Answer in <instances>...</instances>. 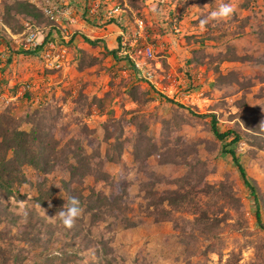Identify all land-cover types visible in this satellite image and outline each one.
Returning <instances> with one entry per match:
<instances>
[{"label": "rangeland", "instance_id": "374dc122", "mask_svg": "<svg viewBox=\"0 0 264 264\" xmlns=\"http://www.w3.org/2000/svg\"><path fill=\"white\" fill-rule=\"evenodd\" d=\"M1 1L12 3L15 0ZM17 1H28L41 10L43 21L39 24L34 20L20 21L23 29L18 36L9 35L7 29L4 31L0 27V112L6 107L13 115L30 107L42 111L47 109L51 122L63 129L56 135H62L64 139L79 138L86 153L98 142L102 153V126L109 117L107 111L111 112L113 119L109 123L117 121L121 126L139 113L147 120V136L157 143L159 151L171 147L183 150L186 161L193 162L194 158L205 166L206 185L216 188L223 183V191H230L236 201L233 207L214 208H222V211L216 212L215 216L211 214L217 222L207 235L198 231L192 236L183 235L181 228L173 226L174 223L177 227L182 225L179 219L190 221L193 216L188 213H174L170 221L162 222L134 214L130 218L132 225L127 228L111 217L89 227V217L83 213L76 222L82 228L89 227V239L104 243L113 264H223L230 256L232 264H264V229L254 222L251 198L236 168L229 158L219 155L218 142L208 130L209 115H212L218 132L231 127L241 131V139L234 150L262 204L260 223L264 226V65L253 60L264 54V43L255 35L258 26L264 28V0H254L246 10L240 8L244 0L204 2L197 14L186 13L178 22L171 18L175 0H144L140 17L133 18L137 29L134 31L130 27L129 35L123 34L115 25L96 27L91 22L92 15L97 12L105 17L120 15L122 9H129L126 0H108L109 8L104 4L107 0H89L86 18L80 16L82 0ZM118 1L122 2L121 6ZM221 3L234 6L231 19L210 22L206 30L201 31L200 19L216 10ZM136 21L143 22V25L146 23V26L141 23L139 28ZM125 24L130 26L126 21ZM238 25L243 26V33H234ZM29 31L35 37L34 48L24 42ZM82 37L101 41L96 48L88 49L91 53H97L101 44L107 49H115L116 38L121 37L127 43L125 53L133 57L140 68L134 67V72H129L120 68L122 64L106 56L100 65L77 72L72 57L77 50L87 48ZM195 37L199 39L197 43H194ZM227 46L233 47L238 56L247 57V60L219 61ZM38 47L40 49L34 56H13L9 65L4 62L10 49ZM143 47H149L150 58L135 53ZM193 52L214 57L209 65L200 64L189 71L186 59ZM45 54H48L46 60ZM185 73L190 75V79L185 77ZM129 76L133 82L154 92L141 110L127 96L126 86L119 87L120 82ZM130 83L131 80L127 84ZM81 90L82 97L78 99ZM25 92L30 98L19 100ZM102 94L106 97L101 113L89 107V98ZM133 110L139 112L129 113ZM42 111L40 113L43 114ZM245 122L250 126L246 127ZM128 130L131 131L132 127L123 130L121 139ZM86 131H91V135L83 138ZM160 138H163L161 148ZM130 151V146L123 149L120 163L105 164L104 170L115 180L122 179L126 183L124 200L136 208L143 201V192H139L137 187L148 177L138 170V163L133 161ZM185 169L179 164H158L155 157L147 160L146 171L161 179H173ZM55 177L62 178L63 173L58 171ZM162 188L172 187L155 185L156 190ZM24 191L27 197L22 202L27 218L21 211V202L10 199L5 210L7 221L0 223V231L5 227L6 237H12L10 244L17 250L20 264H40V249L30 246V238L42 237L46 227L58 230L59 221L53 211L43 208L45 215L40 207L34 206L30 201L32 192ZM61 196V193H56L53 201ZM221 203L218 200L215 206ZM29 218L36 222L33 229L25 226ZM213 233L214 236L210 237ZM3 240L0 248L5 246ZM58 245L48 243L45 248L53 252ZM207 246L213 250L204 253ZM91 253L88 250L75 264L92 262ZM17 261L12 259L5 264H17Z\"/></svg>", "mask_w": 264, "mask_h": 264}, {"label": "trees", "instance_id": "16d2710c", "mask_svg": "<svg viewBox=\"0 0 264 264\" xmlns=\"http://www.w3.org/2000/svg\"><path fill=\"white\" fill-rule=\"evenodd\" d=\"M143 1L126 0L129 9H122L123 12L120 15L105 17L97 12L92 15L91 22H94L96 27L115 25L123 34L129 35L131 28L134 31L137 29L133 18L140 17ZM212 1L175 0L171 18L174 17L178 22L184 14H197L204 2L209 4ZM253 1L244 0L240 8L248 9ZM104 4L109 8L108 0L104 1ZM118 4L121 6L122 2L118 1ZM194 6H198V8ZM88 7L89 0H82L80 14L82 18H86ZM40 11L28 1L15 0L12 3L1 1L0 25L9 31V35L18 36L23 29L20 21L31 22L34 20L38 24L43 21V13ZM125 21L130 23L129 27L126 26ZM141 23L143 25V22ZM144 25L146 26V23ZM242 25H238L234 33H243ZM255 35L258 41L264 43V28L262 26L256 28ZM198 41L199 39L195 37L194 43ZM82 42L87 48L77 50L72 57L77 72L100 65L106 56L116 63L122 64L120 68L134 72L132 59L125 53L127 43L121 37L116 38L115 49H107L101 44L97 53H91L88 49L96 48L101 43L99 39L89 40L82 37ZM6 48L9 49L7 45ZM39 49L40 47L31 50L10 49L7 51L8 55L4 62L9 65L13 56H34ZM122 53L123 55H121ZM213 57L206 56L202 52H193L190 58L186 59L189 71L195 70V67L200 64L208 63L209 65ZM205 58L208 60L204 61ZM221 60L244 62L247 57L238 56L233 47L227 46L225 52L220 56L219 61ZM253 60L264 65V54L253 58ZM185 77L190 79V75L187 73H185ZM130 80L131 83L127 84ZM262 80L264 81V78ZM119 87L126 88L127 96L138 105L140 110L154 93L151 88L149 90L133 82L131 76L128 79H123ZM82 93L83 90L78 93V99L82 97ZM105 97V94L91 96L89 107H94L102 113ZM29 98V93L25 92L19 100ZM166 101L171 103L168 99ZM178 106L181 108L180 105ZM40 111H42L40 108L30 107L22 113L13 115L10 108L6 107L0 112V223L7 221L6 203L10 199L16 202L25 201L27 193L24 190L26 189L32 192L30 201L34 206L41 205L42 208L53 211L55 214L64 206L69 197H76L84 209L83 213L89 217V227H93L97 222H105L109 217L127 228L132 225L130 218L134 214L151 218L154 222H162L170 221L174 213H188L193 216L190 221L179 219L182 225L177 227V223H174L173 226L181 228V233L189 236H192L195 231L206 235L212 232L216 227L215 222H217L212 216H215L216 212L222 211V208L216 210L214 208L218 206L233 207L236 202L230 191H223V183H219L216 188L206 185L204 181L207 174L205 166L198 164L194 158H192L193 162L186 161L183 150L171 147L159 151L157 143L147 136V127L145 126L147 120L139 113L132 115L125 121L124 126H121L117 121L109 123L113 119L110 117L111 112L107 111V117H109L102 126L103 151L100 152V143L98 142L89 153H86L79 138L64 139L62 135H56L63 129L56 127L51 122L49 110L44 109L43 114ZM134 112L137 113L139 110L129 111V113ZM209 118L208 130L213 139L218 142V153L220 156L224 155L229 158L236 168L242 185L247 189L251 198L254 222L264 229L260 223L262 204L255 187L246 177L234 150V146L241 139V131L237 127H231L224 132H218L214 117L209 115ZM244 124L246 127L250 126L246 122ZM130 126L132 130H128L126 135L123 134L121 139L123 130ZM87 135H91V131H86L83 138H86ZM159 143L161 144L160 148L163 147V138L159 139ZM128 146L131 147L130 154L133 161L138 163V170L148 177L147 181L140 183L137 187L139 192H143V201L136 208L128 205L124 200L126 183L122 179L121 181L115 180L104 170L105 164H119L121 153ZM189 152L192 150L190 149ZM149 157H155L158 164H179L185 166L186 169L183 172H178L173 179H161L146 171ZM58 171L63 173L62 178L55 177ZM156 184L169 185L172 188L156 190ZM56 193H61L62 196L53 201V196ZM218 200L222 203L215 206ZM49 203L51 207H49ZM208 214L210 216L212 214V216L208 217ZM57 218L60 226L58 230L56 228L49 230L46 227L42 237L30 238V246L40 249L38 252L40 264H75L85 256L84 254L88 250L92 252L93 261H87L86 264H113V259L107 256L108 252L104 243L101 240L89 239L87 234L89 227L82 228L76 222L72 229H67L61 223L58 215ZM172 222L176 221L172 220ZM25 226L28 229H33L36 222L29 218ZM2 230L4 231H0V241L4 239L5 246L0 248V264H5L12 259L17 261V250L10 244L12 237H6L5 227ZM18 232L21 233L20 230ZM29 234L32 232L29 231ZM214 234H211L210 237H213ZM26 241L28 243V239ZM48 243L54 245L58 243L59 245L53 252H49L48 247L45 248ZM211 250H213L212 247L207 246L204 253ZM17 264H20V260L17 261ZM223 264H232L231 256L225 259Z\"/></svg>", "mask_w": 264, "mask_h": 264}, {"label": "clouds", "instance_id": "9594fccd", "mask_svg": "<svg viewBox=\"0 0 264 264\" xmlns=\"http://www.w3.org/2000/svg\"><path fill=\"white\" fill-rule=\"evenodd\" d=\"M197 7L198 6H194ZM235 12V8L231 3H221L216 10L212 11L208 16L200 19L199 28L201 31L206 30V26L210 22H223L231 19ZM21 211L23 212V216L27 218V211L24 208L23 202H21ZM41 211L46 215V210L38 205ZM49 207L51 204L49 203ZM84 212L83 207L80 204L79 199L76 197H69L67 201H65L64 206L56 213L55 216H59L61 223L67 229H72L75 226L77 219H79ZM55 218V217H54ZM53 219V218H50Z\"/></svg>", "mask_w": 264, "mask_h": 264}, {"label": "built area", "instance_id": "2783aa9c", "mask_svg": "<svg viewBox=\"0 0 264 264\" xmlns=\"http://www.w3.org/2000/svg\"><path fill=\"white\" fill-rule=\"evenodd\" d=\"M57 13H58V12H57ZM47 14H48V12H47ZM49 16L51 17V14H49ZM136 24H137V27L140 28L141 22H137V21H136ZM0 27H2V26L0 25ZM25 27H26L27 30H29V27H28L27 24H25ZM2 28H3L4 31L6 30L4 27H2ZM24 42H25V45L34 48V47L36 46V43H35V37H34L33 33H31V32L29 31V32L26 34V37H25ZM25 45H24V46H25ZM27 48H29V47H27ZM135 53L141 55V56L144 57V58H150V57H151V51H150L149 47H143V48H141V49H137V51H135ZM47 57H48V54H45V55H44V59L46 60ZM129 58L132 59L133 67L139 69V68H140L139 63H138L133 57H131L130 55H129Z\"/></svg>", "mask_w": 264, "mask_h": 264}]
</instances>
